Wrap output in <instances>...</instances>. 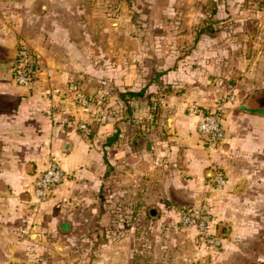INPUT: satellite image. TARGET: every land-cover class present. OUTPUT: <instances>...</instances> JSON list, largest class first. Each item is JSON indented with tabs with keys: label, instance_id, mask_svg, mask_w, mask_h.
Returning <instances> with one entry per match:
<instances>
[{
	"label": "crops",
	"instance_id": "crops-1",
	"mask_svg": "<svg viewBox=\"0 0 264 264\" xmlns=\"http://www.w3.org/2000/svg\"><path fill=\"white\" fill-rule=\"evenodd\" d=\"M174 1L184 19L164 39L141 36L163 29L141 21L160 0H0V264H161L145 243L194 238L178 211L214 171L222 249L197 264H264V0ZM20 46L37 59L30 86L13 80ZM227 96L209 150L199 113ZM49 157L64 179L34 212Z\"/></svg>",
	"mask_w": 264,
	"mask_h": 264
},
{
	"label": "built area",
	"instance_id": "built-area-1",
	"mask_svg": "<svg viewBox=\"0 0 264 264\" xmlns=\"http://www.w3.org/2000/svg\"><path fill=\"white\" fill-rule=\"evenodd\" d=\"M36 72L37 59L34 54L26 47L20 46L12 65L13 80L19 86H30L34 81ZM74 90L76 93L77 89ZM77 96H79L78 92ZM233 100L232 96H227L217 101L212 109H205L199 113L196 131L207 149L215 150L223 141L222 120L225 106L226 103ZM82 102L86 103L85 100ZM81 128L84 129V126H81ZM63 179L64 173L59 162L54 157H49L44 170L36 178L30 193V201L34 212L51 197ZM225 184L226 180L223 174L214 171L206 185L208 194L206 198L198 204L182 206L178 211L180 226L192 230L197 245L206 249L215 250L221 247V239L213 228V215L208 196L221 190Z\"/></svg>",
	"mask_w": 264,
	"mask_h": 264
},
{
	"label": "rangeland",
	"instance_id": "rangeland-1",
	"mask_svg": "<svg viewBox=\"0 0 264 264\" xmlns=\"http://www.w3.org/2000/svg\"><path fill=\"white\" fill-rule=\"evenodd\" d=\"M162 2L163 6H166L167 4V10L164 11L163 13H145V14H141V21H150L152 23H158L159 21H161L163 23V29L161 30H142L141 29V36H148L149 32H154L156 33V36L158 37H163L165 38H173L175 36L178 35V30L175 29V26H178V23L182 22V19H184L183 15H178L175 14V11H172L173 5H175L177 3L172 2L171 0H160ZM175 3V4H173ZM212 3V0H211ZM200 16L198 17V21H201ZM216 20L213 16L210 17V23H214ZM217 23V22H216ZM216 23H214V27L210 26L209 28V32L211 34H216L217 32H219V28L217 27ZM201 26V22L199 24H197V27ZM179 33L181 34H185L186 31H180ZM195 37V36H194ZM248 208V207H247ZM224 225L227 224L226 221L224 222H218V225ZM143 226L141 225V231L144 229L142 228ZM217 231V228L215 229ZM159 240H155V241H147L145 244L147 245H155L158 247L162 248V251H164L161 255V264H197L198 263V259H200L201 257H205L207 258V254H205V251H214V252H220L222 248L219 249H206L203 248L199 245H197L195 239L192 236V233H172L170 232L169 235H166L165 233H161ZM149 245V246H150ZM169 247V248H165V247ZM164 247V248H163ZM193 249V256H192V260L189 262V251ZM203 250V251H202ZM186 253H188V255H186ZM204 253V254H203ZM142 258V257H141ZM187 259V260H186ZM143 260V258L141 259ZM141 263H143V261H141Z\"/></svg>",
	"mask_w": 264,
	"mask_h": 264
},
{
	"label": "water",
	"instance_id": "water-1",
	"mask_svg": "<svg viewBox=\"0 0 264 264\" xmlns=\"http://www.w3.org/2000/svg\"><path fill=\"white\" fill-rule=\"evenodd\" d=\"M16 54H17V53H16ZM15 57H16V55H15ZM15 57H14V59H15ZM150 214L153 215V212H150Z\"/></svg>",
	"mask_w": 264,
	"mask_h": 264
},
{
	"label": "trees",
	"instance_id": "trees-1",
	"mask_svg": "<svg viewBox=\"0 0 264 264\" xmlns=\"http://www.w3.org/2000/svg\"><path fill=\"white\" fill-rule=\"evenodd\" d=\"M30 51V50H29ZM31 52V51H30ZM32 53V52H31Z\"/></svg>",
	"mask_w": 264,
	"mask_h": 264
}]
</instances>
